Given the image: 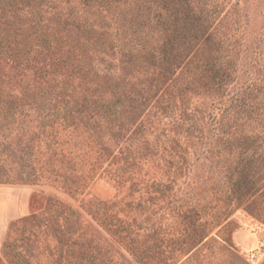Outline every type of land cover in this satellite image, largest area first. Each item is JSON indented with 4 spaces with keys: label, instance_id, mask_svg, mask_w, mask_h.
Returning a JSON list of instances; mask_svg holds the SVG:
<instances>
[{
    "label": "rangeland",
    "instance_id": "rangeland-1",
    "mask_svg": "<svg viewBox=\"0 0 264 264\" xmlns=\"http://www.w3.org/2000/svg\"><path fill=\"white\" fill-rule=\"evenodd\" d=\"M244 173L264 183V0H0V264L15 240L31 264H251Z\"/></svg>",
    "mask_w": 264,
    "mask_h": 264
},
{
    "label": "trees",
    "instance_id": "trees-1",
    "mask_svg": "<svg viewBox=\"0 0 264 264\" xmlns=\"http://www.w3.org/2000/svg\"><path fill=\"white\" fill-rule=\"evenodd\" d=\"M198 62L200 61H186L181 65L180 71L182 70L185 71L186 69H188V66L190 65L193 67L198 66L197 65ZM202 66L205 71L204 73L205 78L209 80L213 79V82H219L224 79L225 76L222 72L223 70L221 69V66H219L217 62L205 61L204 63H202ZM206 81L208 82V80ZM256 184H257V180L253 176H248L247 173H244L241 180H238L237 183L235 184L236 189H237L236 199L240 201H247L246 206L250 205L253 202L260 201L262 197L264 196V183H261L259 185H256ZM25 219L26 218H23L21 220H25ZM29 219L33 220L34 218L31 217ZM14 226L18 227L16 222L13 223L11 227H14ZM19 240L21 241L23 240V238L20 237ZM15 241L13 242L5 241L4 242L3 244L5 248L4 255L12 262V264H31L28 257L22 255L20 252L14 249ZM60 241H61V237H57V247L61 246Z\"/></svg>",
    "mask_w": 264,
    "mask_h": 264
},
{
    "label": "built area",
    "instance_id": "built-area-1",
    "mask_svg": "<svg viewBox=\"0 0 264 264\" xmlns=\"http://www.w3.org/2000/svg\"><path fill=\"white\" fill-rule=\"evenodd\" d=\"M264 258V241L260 243L253 251L249 252L247 260L251 264H256Z\"/></svg>",
    "mask_w": 264,
    "mask_h": 264
}]
</instances>
